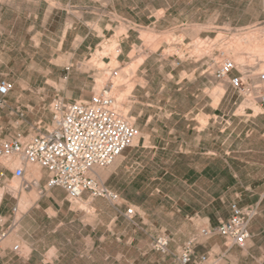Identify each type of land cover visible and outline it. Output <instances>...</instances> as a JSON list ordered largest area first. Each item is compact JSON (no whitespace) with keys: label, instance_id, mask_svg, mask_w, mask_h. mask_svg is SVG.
<instances>
[{"label":"rangeland","instance_id":"374dc122","mask_svg":"<svg viewBox=\"0 0 264 264\" xmlns=\"http://www.w3.org/2000/svg\"><path fill=\"white\" fill-rule=\"evenodd\" d=\"M261 37L259 0H0V79L12 85L8 107H0V140L28 139L37 122L41 131L50 126L55 99L87 100L103 87L139 131L111 164L90 173L120 195V205L87 194L68 201L62 192L48 209L51 197L39 187L15 180L16 190H8L10 177L0 184V208L8 204L0 215L21 223L1 246L37 257L36 264H168L148 254L154 236L166 233L174 243L206 227L187 218L195 193L192 177L186 186L181 175L199 149L223 153L225 127L235 133L245 119L264 116L251 95L212 76L224 58L264 71ZM36 170L26 177H38ZM127 206L135 211L130 219ZM259 223L257 260L264 264V216ZM217 251L212 264L232 263ZM167 255L177 261L176 251Z\"/></svg>","mask_w":264,"mask_h":264},{"label":"built area","instance_id":"2783aa9c","mask_svg":"<svg viewBox=\"0 0 264 264\" xmlns=\"http://www.w3.org/2000/svg\"><path fill=\"white\" fill-rule=\"evenodd\" d=\"M259 61H262L259 59ZM181 59L177 57L175 65ZM217 80H227L231 88L242 95H251L264 111V71L255 73L253 66L239 65L233 59L224 58L212 71ZM11 83L0 79V107L11 90ZM28 139L0 140V184L9 177L20 181L24 188L37 186L40 178L26 172L41 169L46 172V182L40 193L52 188L64 191L68 201H75L87 192L91 197H102L120 205V195L90 175L95 167H106L139 136L137 127L120 112L108 87L93 93L87 100L64 102L55 99L51 104V124ZM15 212V207L12 208ZM256 207L231 205L230 216L215 229L232 244L243 247L249 237V222L256 215ZM135 214L126 207L123 215L130 219ZM14 227L0 215V246ZM213 230L202 228L201 235ZM197 236L188 239L177 253L181 264H188L193 255ZM169 239L159 234L152 239L151 247L161 253L168 251ZM204 259V257H202Z\"/></svg>","mask_w":264,"mask_h":264},{"label":"crops","instance_id":"0c3cea01","mask_svg":"<svg viewBox=\"0 0 264 264\" xmlns=\"http://www.w3.org/2000/svg\"><path fill=\"white\" fill-rule=\"evenodd\" d=\"M263 20L264 0H259V21ZM9 94L10 92L5 97L3 106L8 107ZM244 122V126L235 133L233 131L236 128L225 127L226 137L222 143L224 145L223 155L214 147L199 149L197 153L202 157L199 156L197 162H194L189 169L187 167L188 171L181 175V181L187 186V179L185 178L191 176L193 179L191 187L195 194L192 195L191 209L194 212L192 216H187V218L192 220L193 224L195 220L205 221V226L213 230L230 216L232 204L240 207L248 205L256 207L257 214L249 222V237L245 245L243 247L234 245L214 230L207 235H201L200 228L193 235L174 241V243H172L173 241L168 234L159 233L168 237V251L166 253L157 252L152 249L150 244L151 252L148 254L152 258L159 257L168 264H181L178 260H172V257L167 254L174 251L178 253L188 239L197 236V241L199 238L205 239L204 242L200 241L198 243L200 244L199 246L194 245V248L196 247L195 251L193 249L195 256L188 264H198L197 260L201 256L204 257V260L200 264H212L211 252L216 249L219 250L215 253L216 257L231 258V264H259L257 260L259 258V234L261 233L259 220L264 216V116L259 115L247 118ZM232 136H234V140H230ZM228 140H230L229 143H227ZM232 141H238L240 148L234 150ZM189 172L191 173L190 175ZM90 173L96 174L97 171L92 169ZM46 177V172L41 170L37 188L42 189L44 187ZM62 192L64 191L60 188H52L41 193L42 196L49 193L48 196L49 198L51 197L48 209H52L55 206V203H57L55 196L60 195ZM84 194L91 197L87 192L83 193L81 197ZM13 207H15L16 211L17 207L15 205ZM177 209H184V206H179ZM7 211L8 204L0 208L2 213ZM11 212L12 214L15 213ZM11 222H13L14 227L8 235L13 231H17L21 225L19 220L13 219L8 223ZM132 241L133 233L127 237L128 244ZM16 249L17 247L12 252L11 248L6 245L0 246V264H36L34 261L39 260L34 256L30 258H27V256L21 257L19 253H16ZM131 253L134 254L135 252ZM122 256V253H118L116 258H121Z\"/></svg>","mask_w":264,"mask_h":264},{"label":"bare ground","instance_id":"6f19581e","mask_svg":"<svg viewBox=\"0 0 264 264\" xmlns=\"http://www.w3.org/2000/svg\"><path fill=\"white\" fill-rule=\"evenodd\" d=\"M261 39H264V37H261ZM112 42H113V41H112ZM111 44H112V43H111ZM95 54H96V53H95ZM263 68H264V66H263ZM99 86H100V85L97 84L96 87H95V89L97 90V89L99 88ZM219 87H220V86H219ZM219 87H218V88H219ZM112 88H113V87H112ZM221 89H222V88H221ZM113 90H115V89H113ZM113 90H112V91H113ZM113 93H114V91H113ZM114 94H115V93H114ZM119 95H120V94H119ZM119 95H118V96H119ZM120 96H121V95H120ZM118 99H119V98H115L116 102H118ZM119 101H120V100H119ZM117 106H118V105H117ZM120 106H121V105H120ZM118 108H119L121 114H122V115H123V116H124L129 122L132 123V120H133V119H132V117L127 118L124 107H123V108H122V107H118ZM134 141H135V140H134ZM134 141H133V142H134ZM133 142H132V143H133ZM38 171H39V170H36L35 173L37 172V174H38V173H39ZM35 173H34V174H35ZM37 174H36V176H38ZM31 175H32V174H31ZM13 180H14V182H12L10 185L7 186V187H8V190H12V191H13V190H16V189H15V188H16V186H15V185H16V184H15L16 181H15V179H13ZM36 187H37V186L35 185V188H36ZM33 193H34V192H33ZM34 194H35V193H34ZM1 196H2V189L0 188V200H1ZM22 196H23V195H21V199H23V198L25 197V196H24V197H22ZM25 198H27V197H25ZM25 198H24V200H26ZM27 200H28V199H27ZM20 203L23 205V200H22ZM78 203H79V202H78ZM78 206H79L80 209H84V208L86 207V203H85V202H81V203L78 204ZM8 240H9V239H8Z\"/></svg>","mask_w":264,"mask_h":264}]
</instances>
